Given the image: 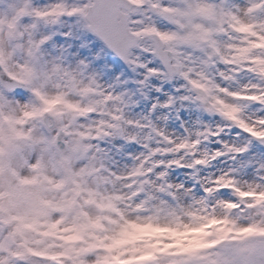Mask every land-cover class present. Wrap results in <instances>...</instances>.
Returning <instances> with one entry per match:
<instances>
[{
  "label": "snow or ice",
  "instance_id": "obj_1",
  "mask_svg": "<svg viewBox=\"0 0 264 264\" xmlns=\"http://www.w3.org/2000/svg\"><path fill=\"white\" fill-rule=\"evenodd\" d=\"M47 8L34 7L31 0H23L10 6V14L0 15V124L10 121L17 137L12 144L0 140V167L7 166L17 173L15 183L0 185V264H51L55 255L46 247L38 248L40 242L28 234L46 237L59 224L74 226L73 217L83 215L88 208L85 201L70 194L81 190V178L86 172L99 177L106 172L108 158L98 147L97 155H90L92 149L80 124V117L93 106L83 101L76 103L96 83L95 78L84 76L87 65L83 62L75 70L55 61L42 63L40 50L48 38L35 40L32 30L36 23L22 24L25 17L41 21ZM71 8L82 13L83 27L125 64L144 69L145 77L171 74L196 85L200 80H212L210 70L214 69L225 84L213 80L205 92L216 90L228 100L213 96V109L249 138L247 143L233 145L234 159H244L253 150L264 151V128H256L264 125V115L247 120L239 103L264 109V0H176L174 4L164 0H86ZM153 17L170 27H161ZM25 38L26 49L21 43ZM5 46L11 51H6ZM17 52L26 59L10 67ZM141 57L147 63L141 62ZM242 72L255 76L258 82L250 78L239 88L231 87ZM85 80L89 86L84 85ZM155 91L159 93L161 89L157 87ZM181 99L187 102L191 98ZM196 99L203 101L205 97L197 95ZM229 100L237 103L230 104ZM24 117L32 119L25 123ZM255 171L264 172V164ZM252 176L250 169L249 181ZM37 181L41 187H23ZM185 187H192V181ZM55 189L62 191L51 202L48 193ZM256 191L251 183L247 191L240 190L237 184L235 190L225 185L215 192L196 184L193 202L226 210L225 218H212L210 224L232 223L231 231L247 233L255 224L236 223L231 210L239 214L244 213V208L248 213L256 212L257 207L239 203L240 196ZM259 191L264 193V186ZM92 195L88 192V196ZM169 196L176 200L174 193ZM4 198H8L7 203ZM41 221L48 231L40 232ZM209 254L212 264H264V240L240 244L221 237ZM151 259L153 264H184L181 258L167 255ZM90 262L101 264V259L95 253L84 255L79 264Z\"/></svg>",
  "mask_w": 264,
  "mask_h": 264
},
{
  "label": "clouds",
  "instance_id": "obj_2",
  "mask_svg": "<svg viewBox=\"0 0 264 264\" xmlns=\"http://www.w3.org/2000/svg\"><path fill=\"white\" fill-rule=\"evenodd\" d=\"M80 2L81 0H50L44 19L41 21L50 26H57L67 20L81 19L82 13L71 8V5ZM21 43L25 49L28 47L27 38ZM5 48L6 51H11L7 46ZM25 59L26 55L17 52L9 66L15 65L17 62L23 63ZM210 72L212 73V80H200L196 85L183 81L181 84L183 91L179 96H168L166 102L153 104L151 111L144 115L133 114L134 106L137 103L133 99L134 94L130 95L105 87L97 78H95L96 83L89 87L86 94L97 103L91 111L85 112L80 117V124L86 134L85 140L92 149L90 155L96 156L98 147L100 152L108 158L107 153L100 146L115 144L117 140L124 144H137L143 149L127 166L115 167L113 170L109 158L105 161L106 172L103 175L111 178V187L108 190L109 196L113 197L111 202L124 213V218L127 221H143L149 215L154 214L137 209L143 207L160 208L161 206L174 207L182 216L188 211L199 210L201 215L213 216L214 214L216 217H222L223 212L219 206L205 207L198 203L194 204L193 197L195 196L196 184L207 186L210 191L215 192L225 185L235 190L237 184L240 190L247 191L248 184L251 183L257 187V196L260 195L259 188L264 186V172H255L250 181L237 171L234 173L220 171L218 174L208 172L209 169L215 167V162L222 158L236 161L233 145H239L225 141L218 150H213L210 147L214 142L220 143L217 137L221 136L226 128L235 127L232 121L222 118L213 109V96H221L225 100H228V97L216 90L205 92V88H208L213 80L217 84H225V81L220 80L215 75L214 69ZM242 75L250 77L253 82H258L256 77L248 72H242L239 79ZM159 78L169 84H172L173 81H182L179 77L171 74ZM148 79V77H144V80ZM83 83L85 86L90 84L87 80ZM197 95L204 96L205 100H197ZM181 97H190L191 99L187 101V107L197 113L209 117H220L224 127L217 128L204 124L196 128L185 127L183 132L170 130L168 125L171 122L172 113L178 112L180 107L184 106L183 102L185 101ZM232 102L229 100V103ZM157 109L168 111L167 113H158ZM84 125H89V128H85ZM256 128L260 130L264 128V125H257ZM261 164H264V161L259 166ZM181 169L186 170L187 180L177 182L173 178V172ZM221 172L224 174L221 175ZM189 181H192V187H185ZM169 193H174L176 200H172ZM245 202L249 207L256 204V200L251 197H245L243 200L239 197V203L242 206ZM193 205H195V209H193ZM261 207H264V202L261 203ZM243 210L247 212V208ZM238 214L235 210H231L232 216ZM184 218L187 222L186 216ZM217 227L219 226L208 224L207 230L215 231ZM123 247L131 248L132 245L128 244ZM213 250L214 248L205 249L201 254L211 253ZM121 252L122 247L118 246L111 252L101 251V255L108 257L106 264H122V262L151 264L150 261L139 258L142 256V252H129L123 255ZM132 256H136L137 259H132ZM113 257H118V259H113Z\"/></svg>",
  "mask_w": 264,
  "mask_h": 264
},
{
  "label": "bare ground",
  "instance_id": "obj_3",
  "mask_svg": "<svg viewBox=\"0 0 264 264\" xmlns=\"http://www.w3.org/2000/svg\"><path fill=\"white\" fill-rule=\"evenodd\" d=\"M23 1L21 0V3ZM176 1L168 4H174ZM31 3L34 7H45L50 3V0H31ZM166 3V2H165ZM156 20L155 18H153ZM79 18L73 20H67L60 25L50 26L42 21H34L32 18L25 17L22 21V24L27 26L32 23H36V28L32 30V36L35 40L39 36L44 35L48 39L46 43L41 47L40 57L42 63L57 62L61 63L63 66L68 68H77L81 62L87 65V70L84 73L85 77L91 76L97 78L105 87L115 89L120 92L134 94L133 99L137 101L134 106L133 114L134 115H144L147 114L152 109L153 104L164 103L167 100L168 96H179L183 91L181 84L183 81H174L172 85H166L162 79L159 77H150L147 81L144 80L146 72L144 69L139 67H133L128 65L127 68H122L118 65L108 54L103 50L101 51V46L88 39L82 32L83 25L79 21ZM161 27H169L166 24L156 20ZM139 55V53H137ZM150 59V58H149ZM141 62L147 63L143 57H141ZM152 65H149L151 67ZM135 82L134 86H131L130 81ZM250 77L242 75L239 80H234L231 82L230 86L233 88H239L242 83L247 82ZM141 81L144 83L141 84ZM146 85V86H145ZM159 87L161 91L157 93L155 89ZM27 95V94H25ZM147 97V99H145ZM14 99H19V96L12 97ZM77 101H85L91 103L92 106L96 105V101L93 100L88 94H84ZM230 104H235L237 101L232 100ZM241 107L244 108V118L251 120L253 116L258 115L259 113L264 115V109L259 105H249L246 102H239ZM184 106L180 107L178 112H173L168 127L172 131L183 132V129L188 126L194 128L201 127L204 124H208L212 127H224V123L221 121V118L218 116H205L197 113L195 110L187 107L188 102H183ZM168 110L157 109L158 113H167ZM10 121L5 128L10 126ZM3 124L0 125V131ZM85 128H89V125H84ZM3 138H6L4 135ZM91 139V137H88ZM218 139V138H217ZM218 140L222 142L229 141L237 143L238 140L247 143L249 138L246 134H243L236 128H226L225 132L221 134V137ZM108 155L109 160L111 161L110 166L121 167L127 166L132 163V160L136 155H138L143 149L137 144H124L122 141L117 140L115 144H105L100 146ZM213 150H218L220 148L219 143H213L210 145ZM262 161L255 164V169L258 168L259 164ZM229 169L237 170L236 164L232 160L221 159L215 162V167L209 169V173H219L220 171H226ZM256 172V171H255ZM255 172L253 174H255ZM246 179L248 175H243ZM173 178L177 182L186 181L187 177L185 171L176 170L173 172ZM82 185L81 190L78 193H73V198L77 197L80 200L85 201L88 211L83 215L77 214L73 219H76V226L79 228V234L84 239L85 236L89 233L90 236L94 234L98 235L94 246L90 247V250L83 251L81 256L89 254H99L103 251V247L110 248L111 246H105L106 242L109 241V237L113 233L117 235H123L121 237V242L119 245H115L116 239L113 243L116 248L122 247L121 254L133 252L136 248L141 247V245H146L149 247H154L156 245H164L168 242L173 241L174 239H180L181 236L178 234V225L182 224L184 217L190 218L192 220H202L206 215H201L199 210H192L184 213L182 216L177 212L174 207H164L160 208H140L138 211H147L154 213L149 215L143 221L131 222L127 221L124 218V213L115 207L111 202L113 197L109 196V188L111 187V178L106 175L99 177L94 172H86V175L81 178ZM62 189H55L51 192L58 194L60 196ZM88 192H92V196H88ZM78 204H74L73 207H78ZM195 209V205H193ZM223 208H221L222 210ZM70 209H66V212ZM91 213L96 214L97 219H91ZM264 216V213L263 215ZM42 222V221H41ZM154 223H164L171 225H162ZM228 229L232 228V223L225 224ZM153 226V227H151ZM168 227L171 231H168V234L164 233L161 236L158 234L154 235L155 229H163ZM41 229L43 232L48 231L46 224H41ZM62 227H58L51 231V233H60L57 230L61 231ZM129 233L131 235H129ZM243 234L231 231L228 234H225L223 229L220 233V237H225L226 239L240 237ZM259 237L262 235L258 234ZM105 237V239H104ZM104 239V240H103ZM41 242L43 246L39 245L38 248L43 249L46 246L50 249L53 245H56L57 237L53 235H48L46 238L42 239ZM220 240V239H219ZM200 238H190L189 242L191 245L198 244ZM131 244V248L123 247L125 245ZM112 244V249L114 246ZM112 251V250H111ZM110 251V252H111ZM143 259V258H141ZM66 259H60V264H66ZM51 264H59L56 261H51ZM127 264V263H125Z\"/></svg>",
  "mask_w": 264,
  "mask_h": 264
},
{
  "label": "rangeland",
  "instance_id": "obj_4",
  "mask_svg": "<svg viewBox=\"0 0 264 264\" xmlns=\"http://www.w3.org/2000/svg\"><path fill=\"white\" fill-rule=\"evenodd\" d=\"M174 1L175 0L164 1V2L172 3ZM19 3H21V0H0V15L10 14V6L13 4H19ZM153 18L158 20V18H156V17H153ZM160 22L164 23L163 21H160ZM82 32L85 36H87L92 41L98 42V41H96V39H93V37H90L89 35H87V32L85 29L82 30ZM101 48L104 49L103 46ZM118 64L121 65L120 63H118ZM173 83H174V81H173ZM166 84H169V83L166 82ZM81 102L82 101H76L77 104H81ZM83 103L91 105V103H89V102L83 101ZM258 115H263V114H258ZM206 116H208V115H206ZM28 121L29 120H24L25 123H27ZM7 123H8V121L5 122V125ZM9 123H11V122H9ZM17 126L20 127L22 125H17ZM4 135L6 136V138H3ZM16 139H17V137L15 136L14 132L11 131L10 126L7 128H5L4 126L2 127L0 140L4 141L6 144H12L16 141ZM244 143L245 142H242V141L237 142V144H244ZM253 143H255V142H253ZM260 161H264V151L253 150L250 156H248L244 159H237L234 162H235L236 168H237L236 171L239 172L241 175H248V171L250 169L252 170V175H254L253 173L255 172V164L260 162ZM16 180H17V173L13 169L8 168L7 166L0 167V185H7L9 183H15ZM41 186L42 185L40 184V182L37 181L36 183L27 184V185H24L23 187H25V189H27V190H32V189H35V188L41 187ZM262 194L264 195V193H262ZM4 199H5V203H7L8 198H4ZM48 199L51 202H55L58 199V194L55 192H49L48 193ZM262 202L263 201H256V204L252 205L253 207H257L258 210L256 212H254V213H248V212L240 213L238 215L233 216V220L240 225H243L244 223L251 221L255 224V227L250 228V230H253V231L256 230L257 233H264V216H262L264 213V207H261ZM144 208H147V207H144ZM221 211L223 212V216L219 217V218H225L227 215L226 210L222 209ZM89 215H90L91 219H94V218L97 219L96 214L91 213ZM205 218H206V216L202 220H192L190 218H186L187 222H185V218H184V220L182 221V224L178 225V230L181 231L182 229H185L187 227H195L198 224L202 223L205 220ZM18 222H26V221H18ZM76 222H77V220L73 219L74 226H67L64 224H59L58 227H62L61 231L57 230L60 234L59 235H57L56 233H50L49 234V236L53 235V236L57 237L56 245H53L50 249H48L46 246L43 247V249L46 247L49 250V252L51 254H54L57 258H67L69 262H67L66 264H79L82 252L84 250L85 251L90 250V247L92 245H94L96 239L98 238L97 234L90 236L88 233L84 239L81 237H78L79 245L74 246L72 244H69L72 241L71 236H69V235L73 234L72 230L76 229V226H75ZM241 222H244V223H241ZM41 224L43 225V221L41 222ZM151 224H153V225L162 224V225H171L172 226V224H167V222H164V223L151 222ZM225 228L228 229L227 226ZM42 231L43 230L40 228L41 233H43ZM64 232H66L67 234L64 235L63 234ZM28 235L33 236L36 241L40 242L38 244V246L39 245L43 246L41 242L43 241L42 239L45 236L37 235L34 233H29ZM122 236L123 235H117L116 233H113L112 236L109 237V241L106 242V244H104V245L105 246L106 245L111 246L110 248H112V244L114 245L113 240L116 239V242L118 243L119 241H121ZM104 239H105V237H104ZM231 240L237 241L240 244H243L245 242L255 243L258 241H262L260 238H257L255 236H244L242 238L240 237V238L231 239ZM113 247H115V245ZM104 249L106 250V252H108V248L104 247ZM143 250L144 249L134 250L132 253L140 252ZM201 253H195V252L186 253L184 250H170L169 252H166V253L158 256V257H162L164 255H167L170 257H179V258H181V260L184 261V264H207L209 262L212 263V256L209 253H205L203 255ZM98 256L100 257L101 262L104 261L103 258H105V257H102L103 255L98 254ZM90 264H91V262H90Z\"/></svg>",
  "mask_w": 264,
  "mask_h": 264
}]
</instances>
